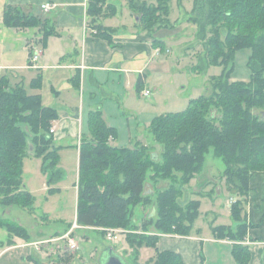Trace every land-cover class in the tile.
<instances>
[{
    "label": "trees",
    "instance_id": "trees-1",
    "mask_svg": "<svg viewBox=\"0 0 264 264\" xmlns=\"http://www.w3.org/2000/svg\"><path fill=\"white\" fill-rule=\"evenodd\" d=\"M169 1L127 0L130 10L140 14H136L138 21L149 34L170 27ZM115 10V5L108 0H88L86 8L89 27L109 42L113 32L99 19ZM3 20L14 28L40 26L42 39L55 32L47 27L46 21L12 5L4 8ZM188 21L196 24L198 39L205 42L206 64L219 65L222 72L212 76L208 94L191 98L182 111L168 112L151 121L149 130L163 147L162 159L153 160L143 145H112L110 141L115 138L116 130L106 124L98 110L89 113L88 133L81 136L78 144L76 223L83 227L125 229L132 264H185L178 253L158 250L156 233L187 235L190 232L199 216L200 201L181 202L179 195L201 170L210 149L222 159V176L231 193L238 196L231 204L236 230L216 226L218 236L242 238L247 228L242 198L250 192L251 173L264 171V0H193ZM159 43L156 41L153 45ZM246 46L252 49L248 61L250 79L230 81L233 53ZM203 68L194 69L202 71ZM39 82L40 76H37L31 81L32 87L38 88ZM256 108L262 111L257 114L253 111ZM57 118L56 109L42 105L38 93H29L21 83L13 84L0 73L1 205H16L29 212L35 209V197L22 181L21 165L28 150L41 159V170L47 176L48 185L60 179L57 165L62 146L55 144L49 130L52 120ZM149 171L154 178L169 180L170 185L154 189L156 216L144 218L138 225L131 221V208L150 200L144 194ZM52 191L56 189L50 188L49 192ZM3 220L0 217V224L9 234L26 238L24 228ZM150 226L155 233L149 232ZM100 232L104 235L103 230ZM143 245L153 247L155 255L139 262L137 249ZM238 248L239 257L243 256L245 263L247 252L243 246Z\"/></svg>",
    "mask_w": 264,
    "mask_h": 264
},
{
    "label": "crops",
    "instance_id": "crops-1",
    "mask_svg": "<svg viewBox=\"0 0 264 264\" xmlns=\"http://www.w3.org/2000/svg\"><path fill=\"white\" fill-rule=\"evenodd\" d=\"M108 1L115 5L117 11L100 17L99 22L112 30V42L95 35L89 27L86 13L88 0H14L7 4L20 9L26 8L28 2L29 6L38 4L41 9L45 3L50 5L48 11L43 10L48 15L41 20L46 21L47 27L55 32L42 39V30L38 26V36L30 37L25 46L29 64L8 65V67L29 69L28 92L38 93L42 105L53 107L58 113V118L51 122V126H55L54 142L62 146L59 152L74 150L77 158L73 182L76 190V205L79 171L78 144L81 136L88 133L89 113L94 110L100 111L106 124L117 130L112 119L135 115L136 109L142 102L140 96L147 95L144 94L145 90H148V94L150 92L146 83L151 75L168 69V63L162 56L168 53L170 48L165 47L160 38L147 34L138 27V17L128 7L127 0ZM144 1L155 2V0ZM121 9H125L128 15L117 25L110 16L118 14ZM22 11L32 14L31 10ZM12 29L18 36V31L22 28ZM10 32L7 31V34L11 36ZM33 39H38L36 45H33ZM156 41L161 42L159 44L163 49L160 45H153ZM33 50L39 55L32 64L30 61ZM0 66L3 65L0 64ZM37 76H40L39 87L33 88L31 81ZM153 80H156V77ZM11 83L22 84V80ZM59 152L57 166L61 177L50 185L47 184L46 179V190L48 188L61 190L64 170ZM209 182L211 181L204 180L201 186L208 185ZM221 185H218L214 195L205 194L197 188L192 191L185 187V199H198L203 210L201 211L199 207V216L187 235L156 233L159 236L156 243L159 251H174L181 256L185 264H264V171L257 170L251 173L250 192L248 196L242 198L244 199V222L247 228L241 239L215 234L216 226L224 225L236 230L237 225L231 215V204L238 196L230 194ZM28 191L34 196L33 192ZM222 192L228 194L223 205L216 201ZM193 193L198 195L193 197ZM35 202L36 198L34 211H27L34 218L32 223H29L33 231L28 230L20 222H12L24 228L27 236L22 238L11 235L7 231L5 240H0V264H14L11 261L1 262V260L10 250L26 247H29L28 254L24 255L22 252L17 257L18 260H23L24 264H35L36 261L40 264L58 263L52 259H56L62 251L60 245L56 242L37 245V242L64 234L70 228L71 222H61L63 224L61 230L46 233L43 228L45 222L50 220L48 210H43V214L40 215L44 221H37L35 214L38 209ZM154 213L148 217H155ZM144 218H147L145 214L142 216V219ZM60 220L63 221V219ZM73 221H76V207ZM137 224L139 225V222ZM149 232L155 233L152 226L149 227ZM238 246H243L247 252L245 263L242 260L243 256L239 257ZM44 253L48 259L45 258ZM49 254L53 255L49 256ZM58 264H74V261H60Z\"/></svg>",
    "mask_w": 264,
    "mask_h": 264
},
{
    "label": "rangeland",
    "instance_id": "rangeland-1",
    "mask_svg": "<svg viewBox=\"0 0 264 264\" xmlns=\"http://www.w3.org/2000/svg\"><path fill=\"white\" fill-rule=\"evenodd\" d=\"M14 0H0V71L3 75L7 76L10 82H17L22 80L23 86L29 91V69L20 67H8V65H26L29 64L28 52L25 48L26 43L32 36H38V26H28L18 31V36L14 27L10 28L3 20V11L8 3ZM128 5V4H127ZM168 23L170 27H162L153 32V36L160 38L164 42L165 47H169L168 53L162 57L168 63V69L164 72H158L151 75L150 80L146 83L149 94L140 96L141 103L135 111V115L129 117L124 116L113 118L112 122L117 126L115 138L110 142L112 145L121 146H146L152 159L160 161L162 159L163 147L160 143L153 139L149 130V126L154 117L168 113L179 112L186 108L188 101L191 98H197L201 95L208 94L210 91V82L212 76H217L222 72V67L215 64H206L205 56V42L198 39L196 24L189 22L188 18L193 6V0H170L168 2ZM19 8V7H18ZM23 8V9H22ZM21 10H31L32 15L42 19L47 16L43 9L38 4L29 6V2ZM117 11V9H116ZM135 15L137 14L134 12ZM117 14V13H116ZM115 14V15H116ZM111 15L112 21L115 24L122 22L127 17L125 9H121L118 14ZM140 16V14H137ZM140 21V20H139ZM138 23L141 27L142 23ZM157 27V24L153 26ZM11 31V36L7 34ZM145 33L149 34L146 30ZM151 34V33H150ZM224 35V32L221 34ZM33 45L38 43V39L32 40ZM40 42V40H39ZM159 45V44H156ZM34 52V50H33ZM252 49L248 46L235 49L233 53L232 69L229 73L230 81H248L250 79V68L248 65L249 57ZM39 55V54H38ZM196 66L204 67L202 71H196ZM156 77V80L153 78ZM159 88V89H158ZM46 100V98H45ZM259 114L260 109L253 110ZM61 161L64 170L63 180L61 182L60 191L49 192L46 190L45 184L47 176L40 168V158L31 155L28 150L27 155L22 160V181L26 189L33 192L36 198L37 221H44L40 218L43 210H48L50 220L45 222L43 230L46 233H53L61 230L63 224L71 222V228L76 221L74 220V209L76 207V190L73 186L75 180V170L77 169V158L75 151L61 150ZM60 158V157H59ZM224 163L219 156H216L212 149H210L204 158L201 170L185 185L189 190L197 188L199 191L214 195L218 190V185H221L231 193L230 189L222 176ZM152 171L144 181V194L149 201L145 204L138 203L131 208V221L137 224L142 221V216L145 214L156 216V193L154 189H163L170 185V181L163 178H154ZM204 180H210L208 185L201 186ZM205 184V183H204ZM154 192V193H153ZM185 192L182 191L179 195V201L186 200ZM198 194L193 193V197ZM201 195V194H200ZM227 193L222 192L218 196L217 202L223 205L227 198ZM192 196V195H191ZM190 197V194H189ZM190 200V198H188ZM187 200V201H188ZM186 203V202H185ZM184 203V204H185ZM222 207V206H221ZM225 209V207H224ZM202 211V206L200 207ZM226 210V209H225ZM0 217L5 222H20L27 229L33 231L29 223L34 220L33 217L23 209L16 205L3 206L0 204ZM33 219V220H32ZM60 219H63L61 221ZM78 226L74 230V237L78 242L79 248L77 251L66 249V242L60 240L56 242L60 245L62 251L56 259L52 261H69L74 264H101L103 260V250L106 246L114 248L127 264H132V250L125 240V229L116 228L120 230L117 238L114 241H108L100 232L103 228L83 227L76 223ZM111 228V227H108ZM7 237V230L4 225L0 224V240H5ZM128 245V246H127ZM65 247V248H64ZM126 248V249H125ZM26 255L29 252V247L10 250L6 253L3 261H11L14 264H24L23 260H18L19 254ZM155 249L151 246L143 245L137 249V260L145 262L154 257ZM48 255V254H46ZM53 255V254H49ZM45 256V253H44ZM43 257V256H42ZM44 258V257H43ZM46 259L47 256H45ZM73 259V260H72ZM50 262V261H49ZM54 264V262H52ZM57 263V264H58Z\"/></svg>",
    "mask_w": 264,
    "mask_h": 264
},
{
    "label": "built area",
    "instance_id": "built-area-1",
    "mask_svg": "<svg viewBox=\"0 0 264 264\" xmlns=\"http://www.w3.org/2000/svg\"><path fill=\"white\" fill-rule=\"evenodd\" d=\"M42 9L44 11H48L50 9V5L48 3L43 4ZM38 52L34 51L31 55V63L33 64V62H35L38 58ZM144 94H148V90L144 91ZM50 132L53 134L55 132V126H51L50 127ZM78 226L76 225V223L68 229V231H66L64 234L58 236V237H52L51 239L48 240H43V241H39L37 242V245H43V244H48L50 242H57L60 240H64L66 242V249L72 250V251H77L79 248L78 242L76 241L73 233L74 230L77 228ZM104 231V237L105 239H107L108 241H114L117 238V234L120 233V230L116 229V228H103Z\"/></svg>",
    "mask_w": 264,
    "mask_h": 264
},
{
    "label": "water",
    "instance_id": "water-1",
    "mask_svg": "<svg viewBox=\"0 0 264 264\" xmlns=\"http://www.w3.org/2000/svg\"><path fill=\"white\" fill-rule=\"evenodd\" d=\"M103 253L105 256H103L101 264H127L111 246H106Z\"/></svg>",
    "mask_w": 264,
    "mask_h": 264
}]
</instances>
